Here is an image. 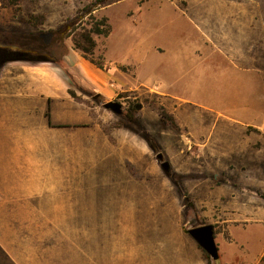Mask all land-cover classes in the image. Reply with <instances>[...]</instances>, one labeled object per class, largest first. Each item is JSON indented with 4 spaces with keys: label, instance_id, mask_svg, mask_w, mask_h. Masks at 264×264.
<instances>
[{
    "label": "rangeland",
    "instance_id": "374dc122",
    "mask_svg": "<svg viewBox=\"0 0 264 264\" xmlns=\"http://www.w3.org/2000/svg\"><path fill=\"white\" fill-rule=\"evenodd\" d=\"M95 1L4 2L14 13L16 24L11 26L24 31H55V42L44 43L42 56L61 63L70 88L89 113L88 122H78V126L99 123L109 130L122 120L125 106L135 102L140 106L138 132L131 129V123L116 128L129 129L142 138L146 134L154 148L150 147L148 157L141 156L139 164L126 162L125 175L108 171L105 164L93 168L83 163L71 165L70 171L62 174L63 179L48 169L44 211L36 210L43 208L40 195L25 198L33 203L27 207L34 210H8L19 206L9 205L12 195L0 181V242L9 251L6 263L113 264L115 257L109 260L104 256L112 242L122 237L126 247L132 244L134 248L127 264H264V54L261 68L253 71L252 83L226 84L232 89L221 84L222 97L227 95L219 101V111L205 108L202 99L184 103V108L201 114V120L191 125L200 128L204 122L221 126L220 139H213L210 132L190 142L185 121L180 131L179 126L165 125L158 113L163 107L173 116V107L180 100L172 102L161 94L131 89L112 99L123 107V113L116 114L102 107L108 100L65 64L72 62L66 60V54L82 55L71 35H66L73 25L89 26L87 11L91 9L98 18L107 16L111 26L107 36H94L95 58L103 63H108L107 59L131 63L135 48L151 43L163 51L154 50L141 63H168L174 47L184 43V31L197 28L189 20L184 22V14L177 9V5L184 6V0H172L177 5L170 0H107L99 5ZM21 43L41 47L37 37ZM5 54L1 53V59ZM159 65L155 69L142 66L141 72L152 70L156 76ZM175 137L185 138L181 153ZM158 151L171 161L169 173L160 166L155 156ZM191 172L205 177L186 179ZM58 199L64 204L56 215L52 208ZM200 223L214 227L217 261L207 253L206 257L186 233L191 224ZM7 253L13 256L11 262ZM120 253L125 256L127 250Z\"/></svg>",
    "mask_w": 264,
    "mask_h": 264
},
{
    "label": "crops",
    "instance_id": "0c3cea01",
    "mask_svg": "<svg viewBox=\"0 0 264 264\" xmlns=\"http://www.w3.org/2000/svg\"><path fill=\"white\" fill-rule=\"evenodd\" d=\"M184 2L177 9L184 14V22L191 21L197 28L184 31V43L174 47L168 63H141L154 50H162L149 43L135 48L131 63L106 58L108 63L101 68L74 52L65 55L66 60L72 61L65 64L106 100L116 99L125 89L161 94L172 102L180 100L171 113L180 131L184 130V121L188 124V141L195 142L201 133L204 136L210 132L213 139H220V124L201 122L200 128L191 125L201 114L199 110L191 112L190 108H184V103L190 105L187 100L202 99L206 101L205 108L219 111V101L227 95L224 93L222 97L221 84L252 83L253 71L261 68L264 54V0ZM14 19L13 10L0 0V51L6 53L3 59L0 57V181H4L12 195L9 205L19 206L8 210H34L27 207L33 203H27L30 200L25 198L40 195L42 205H38L43 208L36 210L44 211L48 169L63 179L62 174L70 171L71 165L83 163L93 168L105 164L108 171L125 175L128 173L125 163L139 164L141 156L151 154V148L144 138L129 129L112 127L106 132L99 123L78 126V122H88L89 113L68 93L70 86L63 68L50 60L53 57L36 58L44 57L45 37L40 38V48L22 44L32 36L28 31L10 32V26L16 24ZM157 65L161 70L156 76L152 70L141 72L142 66L155 69ZM226 86L233 88L231 84ZM178 136L181 137L180 133ZM176 141L181 153L185 138ZM121 193L125 194L123 190ZM54 201L56 206L53 204L52 210L58 215L64 203L60 199ZM122 239L114 240L113 248L105 253L104 258L115 257L113 264L130 262L134 248L132 244L126 247ZM122 249L127 250L125 256L120 253ZM6 252L7 247L0 242V264L9 262ZM7 254L11 262L13 256Z\"/></svg>",
    "mask_w": 264,
    "mask_h": 264
},
{
    "label": "trees",
    "instance_id": "16d2710c",
    "mask_svg": "<svg viewBox=\"0 0 264 264\" xmlns=\"http://www.w3.org/2000/svg\"><path fill=\"white\" fill-rule=\"evenodd\" d=\"M3 1H6L10 5H17L22 0H3ZM106 1L107 0H96L95 3L99 5V4H104ZM92 11H93V9L87 11L89 23H86V24H89V26H86L85 23L73 25L72 29L68 32V34L66 36L71 35L74 47L76 49L80 50V52L84 58L88 59L90 62H92L95 65L102 68L103 62L101 61V59L99 60V59L94 57V50L96 47V41H95L94 36L95 35L107 36L111 31V26H110V23L108 21L107 16L103 15V16L98 18L92 13ZM9 31L13 32V33H19V32H22L24 30L20 26H11L9 28ZM54 33H55V31H52V30L48 31V30H41V29H37V28L28 31V34L32 37H45V38H48L50 40L54 37ZM0 54H1V51H0ZM36 58H48V57L44 56V57H36ZM50 60H53L54 62H56V64L61 66V63H59V61H57L55 59H50ZM68 93L72 97L76 98L77 100H80V97H78L76 95V93L73 89L69 88ZM138 112H139L138 103L129 102L125 106L124 113L121 115L123 117L122 120L118 121V123H116L114 125V127H124V126H127L126 125L127 123H131V124H133V128H131V129L134 130L135 132H138V128H137ZM158 113H159V116H160L162 122L165 125H170L176 129H178V125L176 123L175 118L171 114L167 113L163 107L158 108ZM104 130L106 132H108V129L105 127H104ZM143 138L148 142V144L151 148H154V143L150 137H148L146 134H144ZM204 177H205L204 174L197 175V174L192 173V172L185 175L186 179L204 178ZM205 256L208 257V255L206 253H205Z\"/></svg>",
    "mask_w": 264,
    "mask_h": 264
},
{
    "label": "water",
    "instance_id": "95a60500",
    "mask_svg": "<svg viewBox=\"0 0 264 264\" xmlns=\"http://www.w3.org/2000/svg\"><path fill=\"white\" fill-rule=\"evenodd\" d=\"M96 96H99L97 94ZM95 96V97H96ZM102 107L108 109L116 114L123 113L121 102L117 100H108L102 103ZM140 108V106H138ZM160 166L167 173L170 172V162L164 158L162 152L158 151L155 154ZM186 233L198 244V246L207 253L214 261L219 258L218 246L215 241L214 227L212 224L200 223L197 225H190L186 229Z\"/></svg>",
    "mask_w": 264,
    "mask_h": 264
},
{
    "label": "flooded vegetation",
    "instance_id": "af4514ba",
    "mask_svg": "<svg viewBox=\"0 0 264 264\" xmlns=\"http://www.w3.org/2000/svg\"><path fill=\"white\" fill-rule=\"evenodd\" d=\"M39 40H40V38H42V37H37ZM55 38L53 37L51 40L50 39H48V38H46L45 39V42L46 43H49L50 45L52 44V43H54L55 41ZM58 40V39H57ZM41 41V40H40ZM191 225H197V224H191Z\"/></svg>",
    "mask_w": 264,
    "mask_h": 264
},
{
    "label": "built area",
    "instance_id": "2783aa9c",
    "mask_svg": "<svg viewBox=\"0 0 264 264\" xmlns=\"http://www.w3.org/2000/svg\"><path fill=\"white\" fill-rule=\"evenodd\" d=\"M130 90L131 89H125V90L121 91V93H127L128 94V92H130Z\"/></svg>",
    "mask_w": 264,
    "mask_h": 264
}]
</instances>
